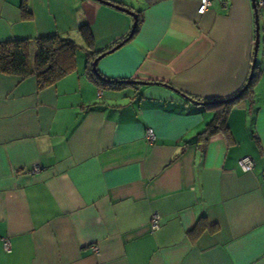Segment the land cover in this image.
Wrapping results in <instances>:
<instances>
[{
	"label": "crops",
	"instance_id": "1",
	"mask_svg": "<svg viewBox=\"0 0 264 264\" xmlns=\"http://www.w3.org/2000/svg\"><path fill=\"white\" fill-rule=\"evenodd\" d=\"M106 1L140 16L136 33L96 0H0V42L57 35L85 54L86 25L97 56L128 38L97 62L100 82L86 56L41 90L0 74V264H264V9L242 91L251 0H208L201 15L199 0Z\"/></svg>",
	"mask_w": 264,
	"mask_h": 264
},
{
	"label": "trees",
	"instance_id": "2",
	"mask_svg": "<svg viewBox=\"0 0 264 264\" xmlns=\"http://www.w3.org/2000/svg\"><path fill=\"white\" fill-rule=\"evenodd\" d=\"M255 8L259 18L262 9H259L256 4ZM30 16L31 15L26 7L22 6V19L28 20L30 19ZM140 22L141 18L140 16H137L136 26L131 30V35L137 32ZM77 32L86 47L85 56L87 60L88 75L90 78H94L100 82L101 78L98 76L96 69L94 72L91 69V63L96 56L92 53L93 40L91 34L86 25H81ZM80 49L81 48L71 39L57 35L45 36L34 40L12 39L0 42V74L21 78L34 77L36 79L37 89L41 90L75 71L76 55ZM106 83L109 82L103 81L101 84L103 86V84ZM247 91L248 90L240 94L239 98L245 96ZM215 104L216 103L213 102L206 103L205 105L210 106ZM224 123V108L216 110L214 118L206 125L205 130L200 137L205 139L209 135L218 131Z\"/></svg>",
	"mask_w": 264,
	"mask_h": 264
},
{
	"label": "water",
	"instance_id": "3",
	"mask_svg": "<svg viewBox=\"0 0 264 264\" xmlns=\"http://www.w3.org/2000/svg\"><path fill=\"white\" fill-rule=\"evenodd\" d=\"M98 1L99 3L101 4H104L106 6H109V7H113L121 12H124L126 14H128L132 19H133V25H132V29L136 26V22H137V14H135L134 12H131L130 10H127L121 6H118V5H115V4H112L111 2H108L106 0H96ZM251 4H252V8L254 10V26H255V39H254V46H253V53H252V62H251V72H250V75L248 77V81H247V84L245 85V87L243 88L242 91H244L246 89V87L248 86L250 80H251V75H252V71L255 67V61H256V57H257V53H258V49H259V23H258V15H257V12H256V8H255V1L254 0H251ZM132 32H130L128 38L131 36ZM128 38H126L125 40L121 41L119 44H116L114 47L110 48L109 50H106L104 52H100L101 54H99L96 58H94V60L92 61L91 63V69L92 71L94 72L95 71V67H96V64L97 62L102 59L103 57H105L106 55L116 51L118 48H120L127 40ZM140 83V82H139ZM141 85H146L148 83H140ZM155 84H159V85H162L164 87H167V88H170V86H168L167 84H161V83H155ZM176 94H178L180 96V98H182L183 100L189 102L190 104H194V105H198V106H204L205 103L203 102H198L182 93H180L179 91L177 90H174L172 89ZM241 93V92H240ZM237 97V96H235ZM235 99V98H233ZM233 99H229V100H224V101H218L217 103H223V104H228L230 103Z\"/></svg>",
	"mask_w": 264,
	"mask_h": 264
},
{
	"label": "built area",
	"instance_id": "4",
	"mask_svg": "<svg viewBox=\"0 0 264 264\" xmlns=\"http://www.w3.org/2000/svg\"><path fill=\"white\" fill-rule=\"evenodd\" d=\"M256 5L259 9H264V0H258ZM209 6H210V2L208 0H199L198 8H197L198 14L200 15L203 14L208 9ZM144 139L148 144H152L154 142L155 136H154L153 131L150 128H146L144 132ZM239 165L243 172H249L251 171L253 167V162L250 158L243 157L240 159ZM156 220H157V216L156 215L152 216L151 221H150V230L152 231L157 228ZM3 248H4V251L9 252L10 245L8 243V240H4ZM92 251L95 254H98V250L96 247H93Z\"/></svg>",
	"mask_w": 264,
	"mask_h": 264
},
{
	"label": "rangeland",
	"instance_id": "5",
	"mask_svg": "<svg viewBox=\"0 0 264 264\" xmlns=\"http://www.w3.org/2000/svg\"><path fill=\"white\" fill-rule=\"evenodd\" d=\"M76 59H77L78 62L81 61L84 64V62H85V54H84V52L82 50H79L77 52Z\"/></svg>",
	"mask_w": 264,
	"mask_h": 264
}]
</instances>
